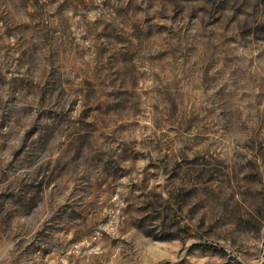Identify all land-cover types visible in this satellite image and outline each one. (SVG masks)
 Wrapping results in <instances>:
<instances>
[{"label": "rangeland", "instance_id": "374dc122", "mask_svg": "<svg viewBox=\"0 0 264 264\" xmlns=\"http://www.w3.org/2000/svg\"><path fill=\"white\" fill-rule=\"evenodd\" d=\"M0 264H264V0H0Z\"/></svg>", "mask_w": 264, "mask_h": 264}]
</instances>
